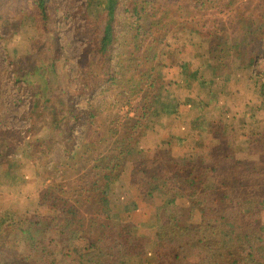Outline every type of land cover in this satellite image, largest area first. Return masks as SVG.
I'll return each instance as SVG.
<instances>
[{"label": "trees", "instance_id": "16d2710c", "mask_svg": "<svg viewBox=\"0 0 264 264\" xmlns=\"http://www.w3.org/2000/svg\"><path fill=\"white\" fill-rule=\"evenodd\" d=\"M19 1L30 6L29 13L24 17L38 24L36 30L49 35L53 22L56 23L53 14L56 0H8L4 6L3 0H0V27L5 30L15 25L14 22H19V12L22 11L20 7L17 9ZM195 1L203 6L192 5ZM226 1L132 0L129 7L130 15L136 19L146 12L147 5L156 7L149 26L158 40L155 42L153 39L145 53L150 51V47L157 51L167 38L180 39L200 32L205 27L203 16L212 11L211 6L218 5H225L228 12L234 7L232 13L236 12L233 18L236 28L231 29L230 36L224 33L222 27H217L215 46L209 53L216 56L244 50L263 51L264 0L246 11L241 6L235 7L236 0H230V3ZM112 22L111 15H108L104 19L101 37L96 41L91 29L98 25L97 22H84L85 26L75 30L77 39H85L78 61V81L83 85L82 88L70 90L61 85V81H58L60 74L56 65L57 58L54 56L42 65L31 70L28 68L20 79H16L15 83L26 85L32 93L29 99V118L39 121V109H46L51 127L43 128L42 132H50L48 139L51 137V142L37 140L41 149L48 152L55 144L62 143L59 139L54 140L56 135L62 136V140L71 138L70 142L73 143L72 131L78 126H84L85 134L88 135L80 148L88 146L90 140V143L101 141L109 121L100 108L101 104L89 102L88 109L81 113L73 105V95L91 96L102 86L107 87L105 92H113L122 74L130 73L125 79L131 85L132 94L127 98L122 92L120 95L115 94L116 100L123 96L118 102L119 107L137 100L147 86L155 84V87H159L155 94L151 92L148 106L141 117H152L153 123L158 126L161 124L158 127L161 139L163 124L172 134L177 123L185 121L186 114L191 116L190 108L206 107L211 103V93L188 76L181 78L174 75L171 63L158 62L153 66V58L157 56L153 55L151 61L148 60V53L139 57L134 49H130V44L134 42L133 46L138 50V21L132 26L127 22L128 42L119 43L118 48L114 47L116 37ZM128 60H135V65L131 68L130 65L126 66ZM145 68L149 69L145 72ZM100 73H105L104 80L99 78ZM66 76L69 82L70 78ZM97 77L98 81L92 82ZM222 92L225 94L224 89ZM169 93L171 96H168ZM261 107L264 109V102L260 104ZM260 113V117L253 113L248 118L251 138L248 157L243 163L237 164L227 147L208 144L205 150L202 142H210L206 138L190 147L187 160L163 157L162 160L144 146H137L131 154L134 163L132 174L128 177L129 187L127 180L117 185H114L115 182L110 184L109 177L102 174L103 182L98 180L94 184L105 183L109 189L99 194V204L81 208L59 207L30 220H33L37 231L44 224L41 236L46 230L57 233L60 239V261L64 264H264V225L261 223L264 158L254 157H264V110ZM217 128V124L212 125L213 131ZM193 137L196 138V135ZM47 161L45 159L41 165ZM67 164L64 162L63 167ZM175 171L187 173V181L182 188L174 184ZM182 192L190 195V216L196 214L200 219L198 224L177 223L175 215L180 208L163 205L165 200ZM147 203L156 207L155 237H140L127 229L123 232L122 241H118L120 224L135 223L138 220V208L145 207ZM108 205L118 208L117 212L110 210L112 208ZM38 242L44 243L41 238ZM17 244L20 245V242ZM33 261L37 263L36 259ZM3 262L0 260V264Z\"/></svg>", "mask_w": 264, "mask_h": 264}, {"label": "rangeland", "instance_id": "374dc122", "mask_svg": "<svg viewBox=\"0 0 264 264\" xmlns=\"http://www.w3.org/2000/svg\"><path fill=\"white\" fill-rule=\"evenodd\" d=\"M7 1L3 0L2 5ZM130 1L132 0H56L53 11L56 23L53 22L49 35L36 30L38 24L24 17L29 13L30 6L19 1L17 9L20 7L22 10L19 12V22H14L15 25L5 30L0 27V260L4 261L3 264H64L60 261V239L57 233L46 230L41 236L44 224L37 231L30 219L37 215L43 216L59 207L81 208L99 204V194L105 193L104 190H108L109 185H95L94 182H98L103 173L109 177L110 184L116 183L114 185L128 178L125 157L128 153H133L137 142L149 130L147 123L153 120L152 117L142 118L141 115L148 106L151 92L155 94L159 87H155V84L147 86L140 92L137 100L119 107L121 98L132 94L131 85L125 79L130 73L122 74L113 92H105L107 87L102 86L91 96L73 95V105L81 113L88 109L89 102L101 104L100 108L109 120L101 141L94 140L90 143V140L88 146L80 148L88 135L85 134L84 126H78L72 131L73 143L70 142L71 138L62 140V136L56 135L54 140L59 139L62 143L55 144L48 152L40 148L39 142H51V137L48 139L50 132H42L43 128L51 127L46 109H39V121L29 118V99L32 93L26 85L15 81L28 68L31 70L42 65L54 56L57 58L56 65L60 74L58 81H61V85L70 90L82 88L83 85L78 81V61L85 39H77L75 30L85 26L84 22H97L98 25L91 29L96 41L101 37L104 19L111 15L116 37L114 47L118 48L119 43H127L129 40L127 22L132 26L138 21V50L133 46L134 42L130 44V49H134L139 57L148 53V60L151 61L153 55L157 56L153 58V66L158 62L171 63L173 73L183 75L186 71L190 72L197 83L210 86L215 92H219L221 86L229 80H234L235 85L238 81L241 86L239 90L245 99L246 94L249 96V92L258 91V88L260 93L264 91V50H244L216 56L209 53L215 46L217 27H222L224 33H229L230 36L231 29L236 28L233 21L236 12L232 13L234 7L228 12L225 5L211 6L212 11L203 16L205 27L200 32L180 39L167 38L157 51L150 47V51L145 53L148 44L153 39L155 42L158 40L149 26L156 7L147 5L146 12L136 19L130 15ZM260 1L236 0L235 7L241 6L246 11ZM192 5L203 6L198 1ZM133 36L134 33L131 38ZM30 61L32 63L29 66ZM134 61L128 60L125 65H130L131 68L135 65ZM148 69L145 68L144 71ZM157 69L156 73L154 71L155 75L159 70ZM104 74L100 73L101 80L105 79ZM66 75L70 78L69 82L65 79ZM96 81L98 77L92 79V82ZM120 92L123 96L117 98V101L115 94L120 95ZM128 133L131 138H127ZM134 135L136 139H132ZM247 157L248 153L236 149L234 159L237 164L245 162ZM254 157L264 158L262 155ZM4 158L6 161H3ZM45 159L48 160L47 163L41 165ZM127 159L130 163V158ZM64 162L68 163L65 167ZM261 214V223L264 225V203L261 205ZM141 217L147 221L138 223L136 219L135 223L120 225L118 241H122L123 232L127 229L140 237H155L156 227H149V213H144L139 216L140 219ZM175 221L186 225L198 224L200 219L195 214L190 216L188 210L181 209L175 215ZM40 238L44 243L38 242ZM18 241L20 245L17 244Z\"/></svg>", "mask_w": 264, "mask_h": 264}, {"label": "crops", "instance_id": "0c3cea01", "mask_svg": "<svg viewBox=\"0 0 264 264\" xmlns=\"http://www.w3.org/2000/svg\"><path fill=\"white\" fill-rule=\"evenodd\" d=\"M173 74L179 75L180 77L183 76V78L188 76L189 78L193 79L195 83H197L194 76L190 75V72L188 73L186 71V73H183V75H180L177 72ZM198 86L202 88L205 87L204 89L211 93V103L206 107H197L194 109L190 108L189 111H192L191 116L186 114L187 117L184 119L185 121L177 123L176 129L172 134L168 131V127L163 124L162 139L158 130V127L161 126V124L158 126L157 123L150 121L149 124L147 123L146 125L147 127L149 126V130H147L145 134L142 135L143 139H146H140L137 142L134 151L137 146H144L145 148L149 149L152 154L159 157L166 159L187 160L190 147L193 145H198V141L206 138L210 142L205 144L202 142L205 150L208 144H218L220 147H227L233 156L235 155L237 148L240 151L243 150L245 153L248 152V144L251 138L249 134L250 131H248V118L253 113L258 115V117L262 116L260 112H262L264 109L263 107L260 109V104L264 102V91L260 93V89L258 88V91L252 93L249 92V96L246 94L245 99V97L242 96V91L239 90L241 86H239L238 81L236 85L234 80L225 82L224 85L221 86L222 88H220L219 92H215V90L212 91L213 88L210 86L206 87L201 84ZM223 89L225 94L222 92ZM253 104H255V106L251 107ZM258 122L259 121H256V123ZM216 124L218 125V128L213 131L212 125L215 126ZM193 125H196V127L193 128ZM243 126L245 128H243ZM129 133L127 138L130 137ZM193 135H196V138H194ZM132 139H136V135H134ZM126 153H128V151H126ZM157 153H159V155ZM127 158H130V163ZM125 163L127 165L126 169L128 171V177L130 178L133 169L132 164L134 163V157L130 153L126 155ZM174 174V184L176 183L177 188H182L187 181V173H184V171H175ZM99 180L103 182V179L99 178ZM126 180L128 181L127 187H129L130 180H128V178ZM162 194L163 192H161L160 195ZM190 199L191 197L189 194L182 192L175 195L172 199L165 200L163 205L176 206L179 207L180 210L183 209L190 212ZM108 206L115 211L118 209L110 205ZM137 211L138 223H144V221H147V219L143 220V217L140 219L139 216H143L144 213H149V227L153 225L156 227V207L152 205V203H147L145 207H139Z\"/></svg>", "mask_w": 264, "mask_h": 264}]
</instances>
